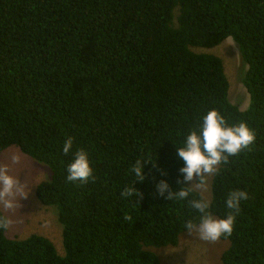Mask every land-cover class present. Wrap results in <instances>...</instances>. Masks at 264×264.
I'll return each instance as SVG.
<instances>
[{
	"label": "trees",
	"instance_id": "1",
	"mask_svg": "<svg viewBox=\"0 0 264 264\" xmlns=\"http://www.w3.org/2000/svg\"><path fill=\"white\" fill-rule=\"evenodd\" d=\"M228 38L248 66L246 110L230 100L223 60L203 51ZM211 109L256 134L214 174L215 216L231 211L230 191L248 193L222 264H264V0H0V153L17 146L49 167L36 195L58 208L65 248L0 226V264H162L155 250L178 246L200 214L156 185L190 186L177 148ZM81 149L93 176L68 181ZM138 159L142 180L130 173ZM200 195L190 187L188 199Z\"/></svg>",
	"mask_w": 264,
	"mask_h": 264
},
{
	"label": "clouds",
	"instance_id": "2",
	"mask_svg": "<svg viewBox=\"0 0 264 264\" xmlns=\"http://www.w3.org/2000/svg\"><path fill=\"white\" fill-rule=\"evenodd\" d=\"M255 140V131L246 122L229 124L217 109H211L204 114L199 129L185 136L183 146L177 148V157L183 161V166L179 169L183 178L180 183L185 185L195 181L191 185L196 184L201 192L200 197L188 199L191 186L171 191L169 183L163 179L157 183L156 188L159 195L167 193L170 200H187L188 205L200 214L197 220L190 219L185 223L184 228L189 236L196 235L205 241H217L221 237L232 235L241 202L248 199V193L241 189L230 191L225 205L231 211L222 218L217 217L209 211L211 201L204 195L209 190L207 177L217 174L222 163L248 149ZM73 144L72 137L65 139L62 148L65 155L72 153ZM9 160V163L0 164V205L4 209L14 210L20 202L18 198H23L22 194L28 185L10 172L11 167L23 164V154L12 152ZM145 163L146 161L138 159L131 165L130 173L136 179H144ZM66 171L68 181H88L94 173L88 152L83 149L75 152ZM133 194V187L125 188L121 193L122 196ZM9 223L7 216L0 217V226L7 228Z\"/></svg>",
	"mask_w": 264,
	"mask_h": 264
},
{
	"label": "rangeland",
	"instance_id": "3",
	"mask_svg": "<svg viewBox=\"0 0 264 264\" xmlns=\"http://www.w3.org/2000/svg\"><path fill=\"white\" fill-rule=\"evenodd\" d=\"M203 51L217 55L223 60L230 82L231 102L241 110L248 109L251 98L244 85L248 66L242 59L238 44L232 38H228L214 49ZM12 152L22 153L24 162L20 166L11 167L10 172L20 177L28 188L22 194L23 198H18L20 202L14 210L4 209L0 205V210L10 219L7 236L19 240L35 234L44 236L55 244L60 254H64L63 226L59 221L58 208L43 205L36 195L38 185L51 178L49 167L24 154L17 146L0 153V164L9 163ZM213 180L214 174L207 177L209 190L204 193L210 201L213 197ZM193 182L195 181L189 182V185L201 193L196 184L191 185ZM228 247L229 242L222 238L217 241H205L196 235L189 236L185 233L181 236L178 246L159 248L155 251L162 264H222L221 257Z\"/></svg>",
	"mask_w": 264,
	"mask_h": 264
}]
</instances>
